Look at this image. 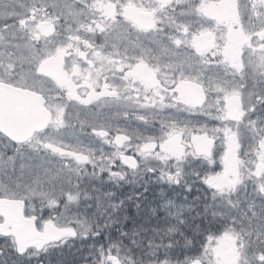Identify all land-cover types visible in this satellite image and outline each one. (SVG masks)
Instances as JSON below:
<instances>
[{"label":"snow or ice","instance_id":"1","mask_svg":"<svg viewBox=\"0 0 264 264\" xmlns=\"http://www.w3.org/2000/svg\"><path fill=\"white\" fill-rule=\"evenodd\" d=\"M93 199L103 224L72 211ZM8 204L0 264L88 240L74 264H264V0H0Z\"/></svg>","mask_w":264,"mask_h":264},{"label":"flooded vegetation","instance_id":"2","mask_svg":"<svg viewBox=\"0 0 264 264\" xmlns=\"http://www.w3.org/2000/svg\"><path fill=\"white\" fill-rule=\"evenodd\" d=\"M93 146H99L97 144H93ZM105 150L107 151V147L105 146ZM107 182V181H105ZM104 182V183H105ZM87 183V181H86ZM101 185V190H111L116 192L117 198H125L129 195H132L133 197L135 196V193H142V188L138 185H133L131 183L127 184L130 186H125V184H122L120 187H116L113 184L108 183L106 186ZM161 186V185H159ZM110 187V188H109ZM162 187H169L167 185H164ZM251 183H249V191H251ZM196 188H200L201 192L198 193L196 191ZM152 190L157 189L156 184H153L151 186ZM167 189V188H166ZM172 191H175L179 193L178 197H182L185 195L180 189L178 188H173L169 190V194H171ZM203 186L200 185L199 183L196 184V187L193 188L191 193H187L186 195L188 196V199L191 200L193 197L200 195L201 197L203 196L204 193ZM144 197H150L152 195V191L148 193H142ZM95 195V193L93 194ZM235 199V198H234ZM131 202V204L127 203ZM136 203L135 198L132 200H126V207L122 209L121 214L128 216V217H134L135 216V208L134 204ZM201 204L202 208V201L198 202ZM0 211H5L7 213V222L12 225L13 228L16 229L17 232L23 233L26 229V224L22 217L20 216L17 208L14 205L8 204V205H0ZM73 212H79L81 214H85L87 217L94 218L97 222L100 224H103L104 221L108 218V216L111 214V209L107 208V201H104L99 208H97L96 205V200H90V201H85L80 205L79 208H73ZM193 216H195V213H193ZM135 222L137 224H140L142 222V219L140 217H135ZM201 220L199 218H196L194 220H190L189 223L195 224V223H200ZM154 223V221H153ZM124 229H130L133 227V219L129 218L124 221ZM107 232V230H106ZM188 234L191 235V231H188ZM112 236L116 235L115 230L111 232ZM103 239V236L100 238ZM93 241L88 240V241H75L73 242V246L71 249H69L67 246H64L61 250H51V252L47 255H42L40 257V260H43L45 264H74V260H79L80 257L84 255L88 251L87 245L89 243H92ZM80 250V251H79ZM31 264H37L36 260H33Z\"/></svg>","mask_w":264,"mask_h":264},{"label":"water","instance_id":"3","mask_svg":"<svg viewBox=\"0 0 264 264\" xmlns=\"http://www.w3.org/2000/svg\"><path fill=\"white\" fill-rule=\"evenodd\" d=\"M12 112H13L14 118H16L17 120L23 118L22 112L20 110L16 109L15 107H13Z\"/></svg>","mask_w":264,"mask_h":264},{"label":"rangeland","instance_id":"4","mask_svg":"<svg viewBox=\"0 0 264 264\" xmlns=\"http://www.w3.org/2000/svg\"><path fill=\"white\" fill-rule=\"evenodd\" d=\"M108 183L112 184L111 182H108ZM108 183L105 182V183H104V186H106ZM92 184H93L94 186H96V187H101V184H100L98 181H93ZM125 186L128 187V186H130V185L125 184ZM161 186H164V185H161ZM109 188H110V187H109Z\"/></svg>","mask_w":264,"mask_h":264},{"label":"trees","instance_id":"5","mask_svg":"<svg viewBox=\"0 0 264 264\" xmlns=\"http://www.w3.org/2000/svg\"><path fill=\"white\" fill-rule=\"evenodd\" d=\"M159 187H162V186H159V185H156V188H159ZM164 188H168V187H164ZM173 188H175L174 186L171 188V189H173ZM177 199H180V197H177ZM128 204L130 203L131 204V202H127Z\"/></svg>","mask_w":264,"mask_h":264}]
</instances>
